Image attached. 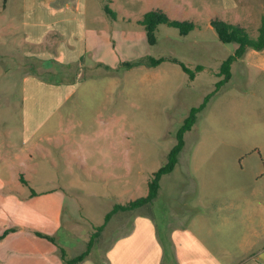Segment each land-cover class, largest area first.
<instances>
[{
	"label": "rangeland",
	"instance_id": "obj_1",
	"mask_svg": "<svg viewBox=\"0 0 264 264\" xmlns=\"http://www.w3.org/2000/svg\"><path fill=\"white\" fill-rule=\"evenodd\" d=\"M104 5L115 12V18L105 12ZM152 9L196 27L181 34L177 28L159 24L154 31L156 41L149 44L139 21ZM87 11V52L80 53L75 69H61L52 61L44 62L42 68L35 58L0 50V60L7 67L4 72L0 64V99L9 104L7 110L0 108V158L7 154L6 142L23 143V147L30 142L13 129L21 118L22 95L25 108L47 107V86L23 83L30 74L29 65L37 64L34 69L44 76L46 67L53 65L48 70L53 72L47 77L49 82L64 78L72 82L70 95L42 122L39 153L34 155L39 165L26 172L32 175L29 191H54L62 201L55 238L68 256L84 250L114 203L146 194L147 181L165 162L189 109L214 91L184 133L177 162L161 177L157 196L147 205L114 213L97 231L90 257L102 263L115 236L126 232L137 214H148L159 234L193 215L203 216L214 226L227 216V162L253 148L259 152L249 157L264 156V69L260 67L264 50L247 49L232 63L230 79L215 91L222 77L220 64L234 44L219 41L210 24L214 18L238 24L254 37L264 0H88ZM149 57L176 58L195 76L190 80L170 60L152 67L140 64L120 72L107 71L119 69L122 62ZM48 147L53 148L57 163L44 174V167L51 165L45 156ZM6 175L12 182L9 170ZM8 193L17 197L16 192ZM14 205V198L0 190L3 233L12 228Z\"/></svg>",
	"mask_w": 264,
	"mask_h": 264
},
{
	"label": "crops",
	"instance_id": "obj_2",
	"mask_svg": "<svg viewBox=\"0 0 264 264\" xmlns=\"http://www.w3.org/2000/svg\"><path fill=\"white\" fill-rule=\"evenodd\" d=\"M87 1L0 0V50L17 51L20 56L35 58L40 63L52 61L61 69H75L82 58L80 53L87 52ZM262 62L260 67L264 69V59ZM0 64L6 72L3 59ZM27 82L47 86L44 103L47 107L25 108L26 99L22 95L20 124H15L13 129L30 142H25V147L23 143L17 146L6 142L7 154L0 158L3 166L0 190L5 197L14 198L16 212L9 226L12 228L3 233L0 226V264H63L58 248L63 246L55 238L60 228L62 201L54 191H29L28 177L32 175L26 172L30 168L35 171L39 165L34 155L39 153L42 122L70 95L68 85L72 82L67 78L58 83L49 82L35 74L25 75L23 83ZM8 105L5 99H0V108L7 110ZM5 136L9 138L7 133ZM53 148L46 149L45 156H49L51 165L44 167V174L56 166ZM253 150H246L242 156L227 162V199L224 200L227 216L214 226L202 215L200 218L193 215L187 222L169 225L159 234L148 214H137L129 229L115 236L102 263H97L89 253L80 264H264V156L256 160L249 157L259 152ZM8 170L14 176L12 182L6 175ZM9 191L16 192L17 197ZM44 235L52 236L54 242ZM162 242L171 243L173 257L163 258Z\"/></svg>",
	"mask_w": 264,
	"mask_h": 264
},
{
	"label": "trees",
	"instance_id": "obj_3",
	"mask_svg": "<svg viewBox=\"0 0 264 264\" xmlns=\"http://www.w3.org/2000/svg\"><path fill=\"white\" fill-rule=\"evenodd\" d=\"M103 9L112 18L116 17L115 12L111 8H109L108 5H104ZM139 23L143 26L145 30L146 38L149 44L155 43L156 39L154 36V31L157 25L159 24H166L168 26L177 28L181 34H186L187 32H189L190 30L196 27V25L190 21H178V20L170 19L160 9H152L150 11L145 12ZM210 24L216 31L219 41H221L222 43L234 44L232 52L228 54L227 57L223 59L220 64L219 74L222 77L216 82V87H215V91H216L220 85L226 83L230 79L232 74L231 73L232 63L243 57L247 49H253L255 51H260L264 49V12L260 17V21L256 29V35L254 37L250 36L248 32L245 30V28L238 24L226 22L217 18L211 19ZM164 60H170L174 63H178L181 66L182 70L188 75V78L190 80L194 78L195 76L194 72L191 71L189 68H187L182 62L178 61L176 58H168V57H158V58L149 57L146 60H140L135 62H131V61L122 62L119 69L111 70L107 68V71L120 72L140 64L152 67L158 65ZM39 64L43 68V63H39ZM35 66L38 67L37 64L35 63L29 65L30 74H36L40 77H43L45 80L46 79L48 80L49 76H51L53 73L52 71H51L52 73L48 71L49 69H47L48 67H46L47 70L45 69L46 70L45 74L47 75L44 76L42 73L38 72L37 69L36 70L34 69L36 68ZM197 69L199 70L200 67H196V70ZM213 94L214 91L213 93L207 94L197 106H192L189 109L188 114L185 116L181 125L178 127L175 133V142L167 152L165 162L152 173L150 179L147 181L146 194L137 197L133 200L127 201L125 203H119V202L114 203L112 208L104 215V222L97 227L96 229L97 231H100L102 229L105 222H107L114 213L118 211H130L137 207L147 205L157 196V192L159 189V181L161 177L165 174L170 173L177 162L178 154L184 145V133L190 130L193 124L197 121L198 114L201 111H203V109L206 107L207 102L209 101V98ZM97 231H95L89 237L84 250H82L80 253L74 256H68L66 250L63 247L58 246L60 258L63 264H80L89 255ZM37 234L42 235L40 233ZM44 236L54 242V238L52 236L50 235H44ZM161 245L163 249V258L173 257L172 256L173 249L171 243L162 242Z\"/></svg>",
	"mask_w": 264,
	"mask_h": 264
}]
</instances>
